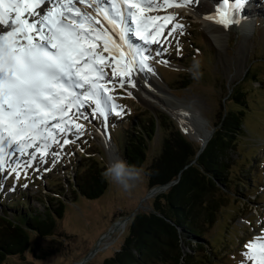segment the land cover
I'll use <instances>...</instances> for the list:
<instances>
[{"label":"rangeland","instance_id":"obj_1","mask_svg":"<svg viewBox=\"0 0 264 264\" xmlns=\"http://www.w3.org/2000/svg\"><path fill=\"white\" fill-rule=\"evenodd\" d=\"M222 1L215 0V4L210 3V0H195V3L206 10L211 9L213 4L220 6ZM229 1L233 4L235 0ZM154 2L164 7L163 0ZM252 3L251 10H246L244 5L245 9H241L242 14L239 15L243 17V21L246 18L251 21L250 28L243 30L238 27L230 30L227 38L222 33L220 39L213 38L212 31L200 16L197 18V11L190 7L177 8V11L163 14L162 16L177 17L176 22L184 25V34L181 36L177 31L174 37H167L159 55L155 51L159 46H151L148 53L151 59L147 63L154 71L135 75V88L127 84L124 88H120L118 83L115 86L106 84L114 102L123 109V115L116 116L109 112L105 120L98 113L93 114L94 105L89 102V119L73 120V124L84 125V135L77 137L72 133L57 132L58 143L49 141L47 154L43 159L37 152L32 160V167L23 166L31 156H21L23 159H19L22 167L18 169V180L14 173L9 175L17 158L5 156V169L0 173V201L4 204L7 201L10 206L0 205V212L7 211L10 215L17 213L18 209L12 205L13 199L24 197L32 208L42 213L44 207L41 203L48 200L47 195H50L52 189L49 182L60 181L63 187L65 182L70 183L68 178L73 175L74 167L70 161L78 159L80 153L91 156L98 155L103 150L111 165L108 150L112 148L118 154L111 141V134L114 141L120 143L122 136L137 121H145L149 114H154L157 110L175 119L162 102L161 96L173 103H182L188 111L198 115L200 113V119L208 122V129H214L224 106L230 104L228 101L223 103L224 99L239 82L238 89L245 92L251 112L244 118L243 137L225 154L231 182L228 187L222 186L221 191L214 194L215 198H222V201L218 207L217 222L208 233L211 240H214L211 244L214 253L219 250L213 255L211 249L210 255L213 258L209 262L196 255L198 249L194 252L184 247L183 251L185 255H190L187 264H197L195 260L204 264H252L243 255L246 251L244 245L249 242L264 244V0ZM171 27L169 24L164 30L165 36ZM129 39L137 46L144 47L132 34ZM165 48L166 51L163 50ZM177 48L180 49L179 54ZM194 60L200 61L199 70L202 75L199 79H193L188 71ZM106 64L111 65L104 67L106 80H112L115 65L109 59ZM115 79L119 81L120 78ZM183 82L189 86L177 89L183 86ZM69 116H73V112L70 111ZM110 126L112 130L109 129ZM180 128L187 140L196 146L201 145L202 142L191 129L182 125ZM162 135L155 134L148 149V161L159 153ZM64 138L70 141L67 145L63 144ZM37 146L34 145L27 152H35ZM248 179L249 186H239L238 180L246 182ZM111 180L110 187L95 200L87 201L80 197L75 200L70 192L65 193L66 207L62 208V218L58 221L54 234L33 239L37 243V251L10 256L3 264H80L92 252L94 253L84 264H101L103 259L110 257L122 244L128 222L126 218H131L138 210H149L152 198L146 196L150 189L143 174L134 182V187L127 191L115 180ZM251 180L256 183L253 187ZM13 186L15 189L11 190ZM57 204V201L52 202L55 208ZM115 226L118 230L114 232Z\"/></svg>","mask_w":264,"mask_h":264},{"label":"snow or ice","instance_id":"obj_2","mask_svg":"<svg viewBox=\"0 0 264 264\" xmlns=\"http://www.w3.org/2000/svg\"><path fill=\"white\" fill-rule=\"evenodd\" d=\"M194 2L163 0V5L184 8ZM243 3L223 0V8L217 7L215 15L204 18L228 29L239 23L234 13ZM108 5H97L93 14L86 11L93 7L87 0H0V173L5 169L7 149L13 146L20 156H31L23 166L32 167L37 152L43 159L49 141L58 143L57 132L84 135V125L73 124V120L89 119V102L94 105L93 114L105 120L109 112L122 116L123 109L106 84L137 87L135 75L154 71L147 63L151 46H159L155 49L159 55L167 37H174L177 31L184 34V25L173 15L146 16L161 7L154 0H108ZM101 14L118 32V40L102 23ZM169 24L172 27L165 36ZM129 31L144 47L129 42ZM108 58L115 65L112 80H106L104 70L111 66L106 64ZM69 142L63 139L64 145ZM34 145H38L35 152L28 153ZM21 167L17 158L9 175L14 173L18 180ZM244 247L243 255L252 264H264V244L249 242Z\"/></svg>","mask_w":264,"mask_h":264},{"label":"trees","instance_id":"obj_3","mask_svg":"<svg viewBox=\"0 0 264 264\" xmlns=\"http://www.w3.org/2000/svg\"><path fill=\"white\" fill-rule=\"evenodd\" d=\"M182 84L177 89L189 86ZM239 86L238 82L225 99L230 104L220 113L213 135L199 155L200 145L187 140L180 125L158 110L145 121H137L120 143L110 135L118 156L143 170L149 189L175 183L150 199L149 210H138L131 215L119 249L101 264H187L190 255L184 254V247L194 252L198 249L196 255L207 262L212 260L219 249L214 253L211 246L214 240L208 232L217 222L222 201L214 194L231 182L225 154L243 137L244 118L251 112L245 92ZM156 133L163 134L159 153L148 161V149ZM70 162L74 166L73 175L68 178L70 183L65 182L63 187L60 181L49 182L50 202L41 201L42 213L32 208L24 197L13 199L17 213L0 212V264L10 256L37 251L33 239L54 234L62 218V208L66 207L65 193L70 192L75 200L78 197L95 200L112 184L111 178L104 175L110 165L103 150L91 156L80 153L78 159ZM238 182L242 188L249 186V179ZM251 182L253 187L256 183ZM53 201L58 203L56 208ZM7 203L0 201V205L9 208Z\"/></svg>","mask_w":264,"mask_h":264},{"label":"bare ground","instance_id":"obj_4","mask_svg":"<svg viewBox=\"0 0 264 264\" xmlns=\"http://www.w3.org/2000/svg\"><path fill=\"white\" fill-rule=\"evenodd\" d=\"M210 1L215 3L214 2L215 0H210ZM254 1L255 0H244L243 6L239 9V12L237 13V17H236V19L239 20V23L233 24V25H237L238 27H243L245 30L249 29V27H250L249 23H251V21H249L247 18L245 19V21H243V17L241 18V17H239V15H240V13L242 14V12L240 10L241 9L244 10L245 6H246V10H251L252 9L251 3L253 2L252 4H254ZM77 2H78V0H77ZM87 2L92 4L93 7L91 9H86V11H89V12H91L93 14H95V10H96V6L97 5L100 6L101 3H103L105 5L108 4V0H87ZM220 4L224 7L223 1ZM78 6L81 7L82 9H84V5H78ZM103 6L104 5H102L101 7H103ZM188 7H190L191 9H194L195 11H197V13H198L197 18H199V16H200V18L202 19L203 23H205V25L209 28V30L212 31L213 38L214 39H217V38L220 39V37H219L220 36V32H222L223 30L220 27H217V26L211 24V23H214V22L208 21V20H206L204 18L206 15H209V14L215 15V9H216L215 5H214V8L205 10L204 7H202L200 4L194 2L193 4H191ZM177 10H178L177 8H169L167 6H164V7L161 6L159 9H156L153 12L146 13V16H153V15L162 16L165 13L174 12V11H177ZM99 18L101 19L102 23H104L105 27L108 28V30L111 32L113 38L118 40L119 39L118 32L112 30L111 25H109L108 22L104 20L102 15ZM233 25H230L229 28L231 26H233ZM97 27H99V26H97ZM228 29H224V30L228 31ZM130 33H131V31H129V33H128L129 42L131 44H133L134 46L139 47L135 43L130 41V39H129L130 38ZM103 55L105 57H108L107 53H104ZM108 59L110 60V58H108ZM163 97L164 96H161V100L165 104V106L170 109L171 114L173 116L177 117L180 121H182L184 123V125L186 127H188L189 129L192 130V132L202 142L201 145L202 144H206L210 140V138L212 137V133H211V130L208 129V125H207L208 122L205 119H204V122L201 120L202 118L200 119V117H199L200 113L198 115V114H196V113H194L192 111H188L187 108L183 107L182 103H180V102H174L173 103L170 100H167V99H165ZM198 112H200V111H198ZM5 147L7 149V145H5ZM116 154L117 153L114 151V149L111 148V149L108 150L110 164H112L115 161L120 159V158H118L119 157L118 154H117L118 157L116 156ZM7 155H8V158L10 157V158H13V159H15V158L23 159V157H21L18 152H15L14 146L11 149H7L6 156ZM119 224L121 225V223H119ZM119 224L116 223V225H119ZM114 228H115L114 232L116 230H118L117 226H115Z\"/></svg>","mask_w":264,"mask_h":264},{"label":"clouds","instance_id":"obj_5","mask_svg":"<svg viewBox=\"0 0 264 264\" xmlns=\"http://www.w3.org/2000/svg\"><path fill=\"white\" fill-rule=\"evenodd\" d=\"M200 61L194 60L193 64L188 71L192 74L193 79H199L202 75L200 72ZM142 169L135 165H129L123 159L117 160L108 166L105 170L104 175L115 180L120 184L124 190H129L134 187V182L139 180L142 175Z\"/></svg>","mask_w":264,"mask_h":264},{"label":"water","instance_id":"obj_6","mask_svg":"<svg viewBox=\"0 0 264 264\" xmlns=\"http://www.w3.org/2000/svg\"><path fill=\"white\" fill-rule=\"evenodd\" d=\"M206 1H207V0H206ZM208 2H209V0H208ZM210 3H213V2L210 1ZM215 7L217 8L218 6L215 5ZM212 8H214V4H213V7H212ZM234 17L236 18V15H235V14H234ZM212 25H215V26H217V27H220V28L223 30L222 32H220V36L222 35V33L226 36V35H228V32H229L230 30H236V29L238 28L237 25H233V26H231V27L228 29V31H225L224 28H223L222 26H218L217 24H212ZM239 28H243V27H239ZM243 30H244V28H243ZM220 36H219V37H220ZM226 38H227V36H226ZM226 98H227V97H226ZM226 98H225V99H226ZM225 99H224L223 103H225ZM224 108H225V106H224ZM175 119H176V120H175ZM175 119H174V120H175L179 125H182V126L185 127V125H184L180 120H178L176 117H175ZM213 132H214V129H211V133H212V135H213ZM210 139H211V138H210ZM208 142H209V141H208ZM208 142H207V143H208ZM207 143H206V144H202V145L199 146V150H198V152H197L198 155L204 150V148L206 147ZM173 183H175V182H171V183H169V184H167V185H164V186L154 187V188H152V189L149 190V193H148L146 196H147L148 198H149V197H153L155 194L160 193V192L165 191L166 189H168V188L170 187V185L173 184ZM129 219H130V216H128V217L126 218V220H129ZM93 253H94V252H92L91 254H88L87 257H85L84 261H82L80 264H84V262H86L88 259H90V256H91Z\"/></svg>","mask_w":264,"mask_h":264}]
</instances>
